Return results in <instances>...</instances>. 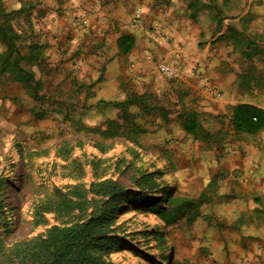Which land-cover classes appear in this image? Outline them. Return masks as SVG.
Returning <instances> with one entry per match:
<instances>
[{"label": "rangeland", "instance_id": "obj_1", "mask_svg": "<svg viewBox=\"0 0 264 264\" xmlns=\"http://www.w3.org/2000/svg\"><path fill=\"white\" fill-rule=\"evenodd\" d=\"M0 1L19 11L14 24L26 42L41 47L42 59L24 66L41 82L43 97L0 75V264L30 263L39 240L77 217L99 218L115 238L96 253L111 264H264V191L254 200L259 191L247 163L252 137L234 132L230 107H223L229 98L264 107V91L229 96L202 80L200 93L189 86L185 96L177 89L142 91L137 74L119 79L115 72L129 61L113 48L114 37L106 43L90 36L95 31L85 18L101 5L119 9L122 0ZM216 3L228 17L225 26L236 27L232 16L248 10L246 34L264 43V0ZM105 47L112 63L100 59ZM232 63L229 73L253 72L264 82L263 54ZM230 68L218 65L211 73ZM139 96L163 108L167 119L141 104L123 119L118 110L97 107L103 99ZM186 110L198 113V139L180 124ZM118 119L143 131L111 140L91 131ZM109 182L118 195L102 191ZM170 198L182 199L178 206L194 203L181 213ZM173 211L175 218L166 216Z\"/></svg>", "mask_w": 264, "mask_h": 264}, {"label": "crops", "instance_id": "obj_2", "mask_svg": "<svg viewBox=\"0 0 264 264\" xmlns=\"http://www.w3.org/2000/svg\"><path fill=\"white\" fill-rule=\"evenodd\" d=\"M122 1L124 4L119 9L101 5L99 9H95L96 12L92 11V14L85 18L95 31L94 34L91 31L87 32L90 33V36L101 35L100 41H106V43H109L110 39L114 37L113 48L129 61L123 70L115 72L116 77L126 79L137 74L140 76L139 89L156 93L169 94L173 93L174 89L184 92L183 88L189 86L194 87L200 93L202 80L204 82L211 80L213 83H207L209 86L213 84V89L223 90L229 96L231 92L248 97L255 91H264L263 86L254 88L250 92H246L240 86L241 76L246 74V71L236 75L229 73L230 66L234 65L232 63L234 59L238 57L249 59L232 43L217 41L226 32L228 26H224L222 32L216 33L215 12L208 9V11L200 13V0ZM202 2L210 3V0ZM247 12L248 10H245L240 17L231 19L232 23L238 21L236 27L239 31L246 32L244 28L247 27V20H242V18L246 16ZM62 27L61 29H63ZM121 29H128V31L124 32ZM123 34H132L136 37V45L128 54L121 53L118 46V41ZM259 44L260 52L254 59L264 55V43ZM251 51H254L253 48ZM100 53L101 61H111L113 58L109 55L106 47ZM162 62L175 64L182 77L175 83H170L171 79H167L160 70ZM218 65L230 68L228 73L226 71L211 73V69L217 68ZM224 69L223 67L222 70ZM188 93L189 91L183 94L186 96ZM226 103L230 107L231 123L232 108L238 104L249 103L264 109L263 105L258 102L235 103L229 98V102L224 103V110ZM234 132L252 137V144L247 149V163L250 164L255 174L253 177L254 190L259 191L258 194H255L254 200L259 201L262 197L261 192L264 191V129L254 135L238 133L235 129Z\"/></svg>", "mask_w": 264, "mask_h": 264}, {"label": "trees", "instance_id": "obj_3", "mask_svg": "<svg viewBox=\"0 0 264 264\" xmlns=\"http://www.w3.org/2000/svg\"><path fill=\"white\" fill-rule=\"evenodd\" d=\"M202 1L200 0V13L208 11V9L215 12L216 33L222 32L225 26L224 22L228 17L223 14V10L216 3L217 0H210V3ZM23 8L24 6L21 9ZM18 12L17 10L9 11L0 1V43L4 47L0 52V75H8L13 82L26 88L32 97L41 100L43 99L39 94L42 89L41 82L36 79L32 70L24 66L25 62L36 64L42 59L41 47L37 43L28 44L22 33L16 30L14 21ZM231 19H235L234 16ZM242 20H248V16L243 17ZM217 41L232 43L249 60L254 59L261 48L260 42L258 43L259 40H252L245 31H239L233 24L228 25L226 32ZM260 41L264 42V34L260 36ZM135 45L136 37L132 34H123L118 41L119 49L123 54L130 53ZM253 47L255 52L252 53L250 50ZM241 81L240 86L246 92H250L254 88L264 87L263 78L256 76L253 72L242 75ZM138 104H141V107L148 111L157 109L158 115L167 119V116L163 114L164 109L149 106L146 104L144 96L127 100L103 99L97 104V107L100 110H118L120 111V118L123 119L129 110L139 107ZM178 119L188 135L196 139L200 137L202 126L197 112L186 110ZM119 121V119L109 120L107 130H102L100 127L91 129V131L99 133L104 139L109 140L119 137L130 139L133 132L143 131V128L137 126L136 123ZM232 125L238 133L257 134L264 129V109L249 103L238 104L232 108ZM132 130L134 131L130 132ZM101 189L113 195L120 193V189L112 182L102 184ZM121 198L120 196L117 200ZM181 200L169 199L173 209L181 211V213L188 209V205L194 203L189 201L188 205L178 206V202ZM175 211L171 214L166 213V216L175 218L177 215ZM107 212V216H110L111 210H107ZM112 213L115 212L112 211ZM115 243H117L115 238L103 231L102 221L99 218L81 220L77 217L68 220L64 225L55 226L50 230L48 236L39 240L33 248L32 260L28 264H111L96 253L113 246ZM169 259L170 257L167 258L168 263Z\"/></svg>", "mask_w": 264, "mask_h": 264}, {"label": "built area", "instance_id": "obj_4", "mask_svg": "<svg viewBox=\"0 0 264 264\" xmlns=\"http://www.w3.org/2000/svg\"><path fill=\"white\" fill-rule=\"evenodd\" d=\"M160 70L166 78L171 80H177L182 77L180 70L171 62H162L160 64Z\"/></svg>", "mask_w": 264, "mask_h": 264}, {"label": "bare ground", "instance_id": "obj_5", "mask_svg": "<svg viewBox=\"0 0 264 264\" xmlns=\"http://www.w3.org/2000/svg\"><path fill=\"white\" fill-rule=\"evenodd\" d=\"M15 156H17V155H15Z\"/></svg>", "mask_w": 264, "mask_h": 264}]
</instances>
